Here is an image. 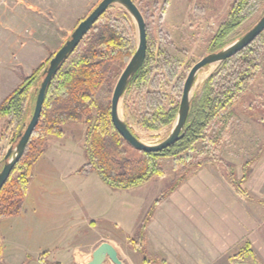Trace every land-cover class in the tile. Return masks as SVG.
I'll use <instances>...</instances> for the list:
<instances>
[{
	"label": "trees",
	"instance_id": "16d2710c",
	"mask_svg": "<svg viewBox=\"0 0 264 264\" xmlns=\"http://www.w3.org/2000/svg\"><path fill=\"white\" fill-rule=\"evenodd\" d=\"M132 1L139 8L150 7L149 0ZM169 4V0L161 6L155 4L154 11H148L145 18L147 56L123 99L124 119L133 134L132 126L152 132L172 126L178 115L177 100L182 97V85L192 68L187 52L179 49L165 30L158 33L154 30L155 18L159 17L156 22L161 25ZM111 8L115 12L107 10L51 81L40 121L22 158L0 191V221L21 213L34 165L45 154L49 138L62 137L68 124L83 122L86 127L83 144L86 163L81 173H96L113 190L138 188L166 177L163 159L183 163L185 155L199 142H205L209 129L218 125L220 116L228 113L244 96L264 66L263 32L253 44L220 64L204 82L194 96L182 140L159 153L139 152L126 143L111 117L115 85L137 49L136 28L131 17L122 8ZM260 10H264V0H234L210 53L238 39L240 28ZM55 54L45 66L41 65L31 76L24 77L18 88L0 105V122L5 121L6 127L13 130L10 146L33 115L42 73ZM178 162L177 165L181 164ZM208 163L207 160L196 165L198 168ZM2 165L3 159L0 172ZM182 172L187 171L176 174L181 180L165 191L154 206L186 180L187 177H181ZM153 212L151 209L148 213L135 238L137 241L144 238ZM241 256L242 251L234 258L242 259ZM1 259L0 245V264Z\"/></svg>",
	"mask_w": 264,
	"mask_h": 264
},
{
	"label": "crops",
	"instance_id": "0c3cea01",
	"mask_svg": "<svg viewBox=\"0 0 264 264\" xmlns=\"http://www.w3.org/2000/svg\"><path fill=\"white\" fill-rule=\"evenodd\" d=\"M85 130L49 138L21 213L0 221L1 264H88L103 243L122 264H264V141L243 144L240 183L213 161L154 206L164 191L133 194L152 181L113 190L80 172ZM151 209L144 238L134 240Z\"/></svg>",
	"mask_w": 264,
	"mask_h": 264
},
{
	"label": "rangeland",
	"instance_id": "374dc122",
	"mask_svg": "<svg viewBox=\"0 0 264 264\" xmlns=\"http://www.w3.org/2000/svg\"><path fill=\"white\" fill-rule=\"evenodd\" d=\"M101 1L0 0V105L18 88L24 77L31 76L34 70L48 63L49 59L71 38L78 25ZM165 1L167 0H149V8L139 9L144 18H147L148 11H154L155 4L159 3L161 6ZM169 1L170 6L163 18V23L160 25L156 22L159 20L157 16L154 21V30L157 33L161 29L165 30L175 45L187 52L188 62L193 67L214 47V39L225 22L234 0ZM110 12L114 13L115 9L110 8ZM263 15L264 10H260L245 23L238 31L239 37L253 28ZM217 67V65L209 66L199 73L194 87V96ZM168 89L171 90V87ZM262 94H264V66L244 96L228 113L220 116L218 125L209 129L208 139L205 142H199L193 151L185 155L183 163L173 159H163L161 162L166 177L152 181L151 184L134 191L133 194L146 197L147 194L155 196L159 191L165 192L177 185L180 178L176 174L181 170L187 171L180 173L181 177L186 178L197 169L196 164L207 160L209 163L219 161L223 170L233 177L235 182L240 183L242 179H237L242 175L237 172L240 171L241 166L237 167V165H240L242 161L243 144L248 141H264V109L263 102L259 99ZM180 100L181 98L177 102L180 103ZM80 123L85 127L83 122ZM83 126L71 123L65 127V130L68 133H84ZM132 128L135 135L148 145L160 143L172 130V126L153 132L137 126ZM12 133L13 130L6 127L5 121H1L0 161L10 147ZM177 162L181 163L178 164L180 166ZM247 172L246 170L245 176ZM39 180L43 181L41 178Z\"/></svg>",
	"mask_w": 264,
	"mask_h": 264
},
{
	"label": "water",
	"instance_id": "95a60500",
	"mask_svg": "<svg viewBox=\"0 0 264 264\" xmlns=\"http://www.w3.org/2000/svg\"><path fill=\"white\" fill-rule=\"evenodd\" d=\"M119 6L124 9L131 17L137 34V49L134 56L130 59L125 69L119 76L111 98V117L112 122L118 133L133 149L145 153L162 152L180 140L186 135V125L190 114L192 102L194 99V87L199 73L205 68L213 65L219 66L228 59L236 56L245 48L254 43V41L264 32V15L257 24L244 35L231 42L219 51L209 53L199 62L194 64L188 73L184 82L182 97L179 103L178 115L172 124V130L167 138L155 145L143 143L135 134H133L125 122L123 112V99L126 90L136 74L142 68L148 49L146 20L139 7L132 0H102L99 5L88 15L75 29L71 38L60 48L55 56L50 60L47 68L42 73V80L37 90L35 108L30 121L24 125L14 144H12L3 158L2 170L0 172V191L7 183L15 165L22 158L25 149L36 129L43 111L45 95L47 89L58 73L62 65L69 56L75 51L83 38L90 32L99 19L111 7ZM99 257L93 259L88 264H109L107 258L112 264H122L116 250L110 245L103 243L98 247ZM247 264V263H235Z\"/></svg>",
	"mask_w": 264,
	"mask_h": 264
},
{
	"label": "built area",
	"instance_id": "2783aa9c",
	"mask_svg": "<svg viewBox=\"0 0 264 264\" xmlns=\"http://www.w3.org/2000/svg\"><path fill=\"white\" fill-rule=\"evenodd\" d=\"M0 85H1V81H0Z\"/></svg>",
	"mask_w": 264,
	"mask_h": 264
}]
</instances>
